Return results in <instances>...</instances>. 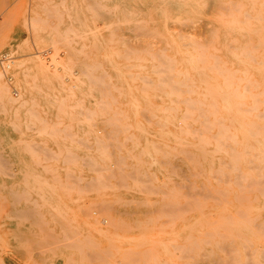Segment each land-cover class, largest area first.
Wrapping results in <instances>:
<instances>
[{
  "label": "rangeland",
  "instance_id": "1",
  "mask_svg": "<svg viewBox=\"0 0 264 264\" xmlns=\"http://www.w3.org/2000/svg\"><path fill=\"white\" fill-rule=\"evenodd\" d=\"M263 1L0 0V264H264ZM225 98L249 115L238 144Z\"/></svg>",
  "mask_w": 264,
  "mask_h": 264
},
{
  "label": "bare ground",
  "instance_id": "2",
  "mask_svg": "<svg viewBox=\"0 0 264 264\" xmlns=\"http://www.w3.org/2000/svg\"><path fill=\"white\" fill-rule=\"evenodd\" d=\"M197 2H198V1H197ZM229 2H230V3H233L232 1H229ZM263 2H264V1H263ZM203 4H204V3H203ZM205 4H206V3H205ZM235 4H236V2L233 3L232 6L235 5ZM239 4H240V3H239ZM239 4H237V6H239ZM262 4H263V3H262ZM262 4H261V7H262V6L264 7V5H262ZM224 7H225V6H224ZM240 7L244 8V6H242V4H240L239 8H240ZM253 7H254V6H253ZM220 8H222V7L220 6ZM226 8H227V7H226ZM228 8H229V6H228ZM232 8H233V7H232ZM114 9H115V8H114ZM223 9H225V8H223ZM234 9H235V8H234ZM229 10H232V9L229 8ZM239 10H241V9H239ZM242 10H243V9H242ZM251 10H252V9H251ZM232 11H233V10H232ZM232 11H230V14H231V15L234 13V11H233V12H232ZM226 12H227V10H226ZM231 12H232V13H231ZM236 12L238 13L239 11L235 10V13H236ZM240 12H241V11H240ZM259 12H262V11H259ZM189 13H190V12H189ZM246 14H248V13L246 12ZM246 14H245L244 16H246ZM249 14H250V13H249ZM257 14H258V13H257ZM134 15H135V14H134ZM224 15H225V14H223V16H224ZM231 15H230V16H231ZM238 15H240V14H238ZM221 16H222V15H221ZM223 16H222V18H223ZM228 16H229V15H228ZM233 16H234V15H232V17H233ZM250 16H251V15H250ZM258 16H260V17H258V18H260V20H263V19H262V15H258ZM235 18H236V16H235ZM251 18H252V19H253V18L255 19V17H252V16H251ZM251 18H247V17H246L245 20H246V19H251ZM256 18H257V16H256ZM221 20H222V19H221ZM143 21H144V20H143ZM145 21H146V20H145ZM235 21H237V20H234L233 23H235ZM231 22H232V21H231ZM239 22L241 23L242 21H239ZM243 22H244V21H243ZM122 23H123V22H122ZM217 32H218V31H217ZM217 37H218V36H217ZM262 38H263V37H262ZM259 39H260V38H258V40H259ZM213 41H214V40H213ZM249 41H250V40H249ZM259 41H261V40H259ZM214 42H215V41H214ZM250 42H251V41H250ZM250 42H248V43H249V44L253 43V42H251V43H250ZM245 43H246V42H245ZM245 43H244V44H245ZM259 43H260V42H258V44H259ZM213 44H214V43H213ZM249 44H248V46H249ZM169 45H170V44H169ZM246 46H247V45H246ZM251 46H252V45H251ZM174 47H175V46H174ZM204 47L206 48L207 45H206V46L203 45V47H201L200 49L202 50V48H204ZM255 47H256V46L254 45L253 48H255ZM257 47H258V46H257ZM196 48H197V47H196ZM205 48H204V50L206 51L207 48H206V49H205ZM215 48H216V47H215ZM226 48H227V47H226ZM234 48H235V47H234ZM244 48H245V47H244ZM246 48H248V47H246ZM253 48H252V50H254ZM175 49H176V47H175L173 50H175ZM198 49H199V48H198ZM198 49H196L197 52H198ZM194 50H195V48H194ZM216 50H217V49H216ZM243 50H244V49H243ZM246 50L248 51V49H246ZM246 50H245V51H246ZM257 50H258V49H257ZM257 50H256V51H257ZM262 50H264V49H262ZM188 51H189V50H188ZM205 51L198 52V55H199V53H200V55H201V54L204 55V52H205ZM207 51H208V50H207ZM254 51H255V50H254ZM254 51H253V53H254ZM190 52H191V51H190ZM243 53H244V52H243ZM243 53H242V54H243ZM245 53H246V52H245ZM249 54H250V53L248 52V55H247V56H249V57L251 56L252 58L255 57L254 55L252 56V55H249ZM194 55H195V54H194ZM260 55H261V53H260ZM192 56H193V55H192ZM201 56H202V55H201ZM201 56H199V57H201ZM215 56L217 57V60H213V65L215 64L214 62H215V61L217 62V61H218V58H219V56H217L216 54H214V56L212 55V57H213L214 59H216ZM245 56H246V54H245ZM196 57H197V56H196ZM202 57H203V56H202ZM204 57H205V56H204ZM210 57H211V56H210ZM251 57H250V60L252 59ZM257 57H258V55H257ZM171 58H172V57H171ZM205 58H206V57H205ZM255 59H256V58H255ZM205 60H206V59H205ZM205 60H204V61H205ZM252 60H254V59H252ZM140 61H141V60H140ZM170 61L172 62V59H171ZM174 61H176L175 57H174V60H173L172 63H174ZM206 61H207V60H206ZM255 61H256V60H255ZM192 62H193V61H192ZM195 62H197V61H195ZM199 62H200V61H199ZM202 62H203V61H202ZM218 62H219V61H218ZM218 62H217L216 64H218ZM260 62H261V60H260ZM262 62H263V61H262ZM172 63L170 64V65H171L170 71H171V70L174 71L173 69H174V67H175V64H172ZM226 63H227V61L224 62V63H222V64H223V65H226ZM258 63H259V62H258ZM36 64H37V63H36ZM192 64H193V63H192ZM259 64H261V63H259ZM263 64H264V62H263ZM172 65H174V67H173ZM209 65H210V64H209ZM214 66H216V65H214ZM217 66H218V65H217ZM137 67H141V65L139 64V66H137ZM142 67H145V66H142ZM203 67H204V66H203ZM262 67H264V66L262 65ZM172 68H173V69H172ZM201 68H202V67H201ZM210 68H212V67H210ZM220 68H221V67L218 66V69H219V70H220ZM226 68H227V66H226ZM213 69H215V68H213ZM227 69H228V68H227ZM227 69H226V70H227ZM186 70H187V69H186ZM216 70H217V69H216ZM219 70H218L219 73H223V72H225L224 69H222V68H221L222 72H221V70H220V71H219ZM228 70H229V69H228ZM228 70H227V71H228ZM233 71H234V70H233ZM236 71H238V70L236 69ZM246 71H247V70H246ZM176 72L180 74L182 71L180 72V69H179V71H176ZM186 72H187V71H186ZM216 72H217V71H216ZM228 72H229V71H228ZM228 72H227V73H228ZM243 72H244V71H243ZM172 73H173V72H172ZM182 73H183V75H184V72H182ZM182 73H181V74H182ZM187 73H188V72H187ZM244 73H245V72H244ZM244 73H243V74H244ZM138 74H139V73H138ZM138 74H136L135 77H136V76L138 77ZM181 74H180V75H181ZM185 74H186V73H185ZM231 75H232V72H231ZM231 75H230V76H231ZM251 75H252V74H251ZM173 76H174V74H173ZM173 76H172V78H171L172 80H173ZM177 76H178V75H177ZM220 76H221V75H220ZM233 76H235V73H234ZM253 76H254V75H253ZM139 77H140V76H139ZM143 77H144V76H143ZM188 77H189V76H188ZM223 77H224V74H223ZM227 77H228V76H227ZM110 78H111V77H110ZM179 78H180V77H179ZM202 78H203V77H202ZM202 78H201V79H202ZM140 79H141V77H140ZM188 79H189V78H188ZM238 79H240V77H238ZM172 80H171V81H172ZM183 80H184V78H182V80L179 81V83H178V81H175V82H174V85H175V84H176V85H175L174 87H173V84L170 83V84H172V85H170V86H172L173 88L179 89L178 87H180V85L178 86V84L183 85V84H184V83H183ZM228 80H229V79L225 78V81H223V82H225V85H226V86H229V85H228L229 83H227ZM240 80H241V79H240ZM247 80H248V82L250 83V77H249V79H247ZM247 80H246V81H247ZM193 81H194V80H193ZM241 81H242V80H241ZM254 81H256V80H254ZM176 82H177L178 84H177ZM188 82H189V81H188ZM232 82H233V81H231V83H232ZM256 82H257V81H256ZM205 83H208V81L205 82ZM252 83H253V82H252ZM185 84H186V86H189V84H188L187 82H185ZM185 84H184V85H185ZM232 84H233V83H232ZM236 84H237V82H236ZM256 84H257V85H255V86H256V88H257L259 82H257ZM190 85H191V84H190ZM128 86H129V85H128ZM210 86H212V84H210ZM213 86H214V85H213ZM230 86L232 87L231 84H230ZM251 86H252V84H251ZM237 87H238V85H237L236 88H235V89H236V91H235L236 93L233 92V93H234L233 95H234L235 97L238 98V94L240 95V93H238V91H237V90H238ZM244 87H245V89H247L246 92H249V91H248V90H249V85L245 84ZM252 87H253V86H252ZM129 88H130V86H129ZM145 88H146V87H144V89H145ZM155 88H156V87H155ZM214 88H215V87H214ZM222 88H223V87H222ZM238 88H239V87H238ZM142 89H143V88H142ZM171 89H172V88L170 87V90H171ZM189 89H190V87L188 88V94H189V96H190V93H189L190 91H189ZM235 89H234V90H235ZM245 89H244V90H245ZM191 90H193V89H191ZM209 90H210V89H209ZM226 90H227V89H226ZM164 91H165V90H164ZM164 91H163V92H164ZM184 91H185V90H184ZM184 91L180 90L179 93L176 94V95H177V96L179 95L178 97H181V93H180V92H184ZM186 91H187V90H186ZM193 91H194V90H193ZM223 91H224V90H223ZM252 91H253V90H252ZM161 92H162V91H161ZM194 92H195V91H194ZM210 92L212 93L213 91H210ZM246 92L241 93V96H240L239 98H244V96H245L244 93H246ZM170 93H171V92H170ZM215 93H216V92H215ZM217 93H218V92H217ZM229 93H230V92H229ZM237 93H238V94H237ZM249 93H250V92H249ZM251 93H252V92H251ZM251 93H250V94H251ZM262 93L264 94V90H262V92H261V91H258L259 96H260V94H262ZM165 94H168V93L165 92ZM174 94H175V93H174ZM203 94H204V93H203ZM220 94H221V93H220ZM236 94H237V95H236ZM120 95H121V94H120ZM137 95H138V94H137ZM171 95H173V92H172ZM215 95H216V94H215ZM221 95H222V94H221ZM251 95L253 96V95H255V94L252 93ZM251 95H250V96H251ZM198 96H199V94H198ZM242 96H243V97H242ZM252 96H251V97H252ZM259 96H258V97H259ZM210 97H211V96H210ZM224 97H225V96H224ZM136 98H137V97H136ZM189 98H190V97H189ZM259 98H260V97H259ZM259 98L255 97V99H254L255 102L252 100L254 105L252 104V106H250V107H252L253 110H254V107H255V109L258 108V104H259L258 102H259V101H256V100L259 99ZM153 99H154V98H153ZM213 99H214V98H213ZM186 100H187V98H186L183 102L185 103ZM188 100H189V99H188ZM188 100H187V102H188ZM192 100L194 101V99H190V100H189L190 103H191V105L188 104L187 102H186V103L188 104L189 107H190V106H191V107L193 106L192 108H194L195 104L192 103V102H193ZM205 100H206V99H205ZM214 100H215V99H214ZM106 101H108V100H106ZM114 101H115V100H114ZM128 101H129V100H128ZM198 101H199V104H202V103H203V101H200V100H198ZM103 102H104V100H103ZM108 102H109V101H108ZM116 102H117V101H116ZM194 102H196V101H194ZM224 102H225L227 105H226L225 107L223 106V108H221L220 110H219V108H218V112H217V113L219 114V116H222V118H224L225 121L228 122V124L226 125V127H225V124H224V125H221V124H220V125H221V129H220V130H222V129H223V130H222V132H221V131H219V132H221V136H222V137H223V136H224V137H230L232 140L234 139V142H236V144H238V143H237L238 141H236L238 135H240V134H245V135L249 136V115L243 113V109H242V105H241V103H240L241 106L237 104L238 107H232V103H233L234 101H233L231 98H225V99H224ZM224 102H222V103H224ZM239 102H240V101H239ZM239 102H238V103H239ZM256 102H257V103H256ZM171 103H172V101H171ZM173 103H174V102H173ZM108 104H109V106H110V103H108ZM204 104H205V103H204ZM243 104H245V102H244ZM255 104H256V106H255ZM263 104H264V103H263ZM208 105L212 106L211 103L208 104ZM245 105H246V104H245ZM139 106H140V105H139ZM239 106H240V107H239ZM71 107H73V106H71ZM110 107L112 108V106H110ZM117 107H118V106H117ZM137 107H138V106H137ZM213 107H214V110L212 111L213 113H212V112H211V113H212V114H217L216 111H215V109H217V108H215V107H216V102L213 103ZM250 107H248V109H244V111H248V110H250ZM173 108H174V107H173ZM173 108L171 107L172 110H173ZM201 108H202V107H201ZM239 108H241V109H239ZM70 109H71V108H70ZM145 109H146V108H145ZM121 110H122V109H121ZM137 110H138V109H137ZM177 110H178V109H177ZM256 110H257V109H256ZM107 111H108V110H107ZM125 111H126V110H125ZM125 111H124V112H125ZM147 111H150V110H147V109H146V113H148ZM178 111H180V110H178ZM191 111H192V110H191ZM191 111H190V110H187V107H186L185 112H182V113L180 112V113H181L182 115H187V116L189 117V115L192 116L193 111H192V112H191ZM205 111H206V109H205ZM207 111H208V109H207ZM214 111H215V112H214ZM95 112H96V109H95ZM115 112H116V111H115ZM115 112H114V113H115ZM137 112H138V111H137ZM200 112H202V114H203V112H204L203 108H202V110H201ZM248 112H249V111H248ZM77 113H78V112H77ZM116 113H117V112H116ZM116 113H115L114 115H116ZM122 113H123V112H122ZM122 113L119 112L118 114L122 115ZM187 113H188V114H187ZM261 113H263V112H261ZM261 113H259V118H260V116L262 115ZM70 114H71V113H70ZM92 114H93V113H92ZM95 114H96V113H95ZM141 114H142V113H141ZM202 114L199 113V115L203 116L204 114H203V115H202ZM260 114H261V115H260ZM106 115H107V114H106ZM114 115H113V116H114ZM149 115L152 116V115H155V114L151 113V111H150V112H149ZM199 115H198V116H199ZM256 115H258V114H255V116H256ZM263 115H264V113H263ZM126 116H127V115H126ZM187 116H186V117H187ZM205 116H206V115H205ZM145 117H146L147 119H149V118H148L149 116L147 117V116L145 115ZM183 117H184V116H183ZM188 117H187V118H188ZM214 117H215V116H214ZM263 117H264V116H263ZM263 117H262V119H263ZM113 118H114V117H113ZM119 118H120V117H119ZM199 118H200V117H199ZM204 118H205V119H203L202 122L205 120V122H204L205 125L208 124V123H209V124H212V127L215 125V124H214L215 122L213 121L214 123H212V120H211L210 122H208V120H209L208 117H204ZM215 118H216V117H215ZM219 118H220V117H219ZM183 119H184V118H183ZM117 120H119V119L117 118L116 121H115L114 123H116ZM149 120H150V119H149ZM206 120H207V121H206ZM214 120H215V119H214ZM218 120H219V119H218ZM112 121H114V120L112 119L111 122H112ZM167 121H168V120H167ZM118 122H119V121H118ZM118 122H117V123H118ZM159 122H160V121H159ZM183 122H184V121H183ZM194 122H195V120H194ZM222 122H223V121H222ZM219 123H220V122H218V124H219ZM254 123H255V122H254ZM209 124H208V125H209ZM252 125H253V122H251V126H252ZM254 125H256V124H254ZM257 126L259 127L260 125L257 124L256 127H257ZM208 127H209V126H208ZM258 127H257L256 131H254V135H257V134L259 133V131L262 130V129L259 130ZM260 127H261V126H260ZM123 128H125V126H124ZM251 128H252V127H251ZM253 128H254V126H253ZM262 128L264 129V127H262ZM187 129H188V128H187ZM210 129H213V128H211V126H210ZM126 130H127V129H126ZM185 130H186V129H185ZM185 130H184V129L182 130V128H181V131L184 132ZM188 130H189V129H188ZM199 130H200V129H199ZM218 130H219V127H218ZM257 130H258V133H257ZM205 131H206V130H205ZM193 132H195V131H193ZM193 132H192V133H193ZM202 132H203V129H202ZM219 132H218L216 135H215V134H214V135H215L216 137H218V136L220 135ZM186 133H189V132L186 131ZM251 133H252V135H253V131H251ZM260 133H261V132H260ZM195 134H196V133H195ZM195 134H194V135H195ZM162 135H166V133H163ZM162 135H161V136H162ZM194 135H193V136H194ZM167 136H168V135H167ZM200 137H201V135H200ZM219 137H220V136H219ZM222 137H221V138H222ZM204 138H205V136L201 137V138L199 139V141L201 140V142H202V139H204ZM213 138H214V137H213ZM221 138H220V140H221ZM137 139H138V138H137ZM137 139H136V140H137ZM206 139H209V138H206ZM226 139H227V138H226ZM242 139H243V138H242ZM246 139H249V138H246ZM263 139H264V138H263ZM223 140H224V142L227 143V141H226L225 139H223ZM206 141H207V140H206ZM206 141H205V142H206ZM221 141H222V140H221ZM221 141H220V142H221ZM205 142H204V143H205ZM220 142H219V143H220ZM208 143H209V142H208ZM154 144H155V143H154ZM222 144H223V141H222ZM222 144H221V145H222ZM229 144H230V143H229ZM229 144H228V145H229ZM206 145H207V144H206ZM208 145H209V144H208ZM216 145H218V143H217ZM231 145H232V144H231ZM244 145H245V144H244ZM226 146H227V145L225 144V147H226ZM229 146H230V145H229ZM230 147H231V146H230ZM233 147H234V146H233ZM242 147H243V146H242ZM242 147H241V148H242ZM247 147L250 148L251 145L249 146V143H247ZM142 148H143V147H142ZM154 148H155V147H154ZM217 148H218L219 150H221L222 147L219 148V147L217 146ZM241 148H240V149H241ZM143 149H144V148H143ZM158 149H159V147H158ZM174 149L176 150V148H174ZM202 149H203V147H202ZM232 149H233V148H232ZM244 149H245V150H244ZM156 150H157V149H156ZM160 150H161V149H160ZM215 150H216V149H215ZM243 150H244V151H243ZM161 151H162V150H161ZM237 151H238V150H237ZM237 151H236V149H235L234 151L232 150V151L230 152V155H231L230 157H232V156L235 155V157H233V163L235 164V166H236V165H239L240 162L243 161V160L245 159V155H247L246 152H249L248 150L246 151V146H245V148L241 149L240 151H238V152H237ZM258 151H259V150H258ZM143 152H144V150H143ZM157 152H158V150H157ZM184 152H185V151H184ZM225 152L227 153V151H225ZM232 152H233L234 155L232 154ZM168 153H169V152H168ZM249 153H250V152H249ZM262 153H263V152H262ZM169 154H170V153H169ZM224 154H225V153H224ZM236 154H237V155H236ZM140 155H141V154H140ZM140 155H139V156H140ZM165 155H168V154H165ZM190 155L192 156V154H190ZM195 155H196V154H195ZM195 155H194V156H195ZM249 155H250V154H249ZM139 156H138V157H139ZM187 156L189 157L188 154H187ZM191 156H190V157H191ZM198 156H199V155H198ZM255 156H257V154H255ZM221 157H222V156H221ZM188 159H189V158H188ZM231 159H232V158H231ZM231 159H230V160H231ZM263 159H264V158H263ZM263 159H262V157H261V162H263V161H262ZM231 162H232V161H231ZM259 162H260V160H259ZM228 164H229V166H231V163H228ZM258 165H260V164H258ZM255 167H256V166H255ZM231 168H232V166H231ZM235 168H236L237 170L239 169V168H237V167H235ZM235 168L233 167V169H235ZM236 169H235V170H236ZM259 169H260V168H259ZM261 170H262V168H261ZM261 170H260L261 173L258 171V174H259V175L261 174L262 177H263L264 175L262 174V171H261ZM216 171L219 172L218 169H217ZM220 171H223V170L220 169ZM239 171H241V170H239ZM217 172H216V173H217ZM199 173H200V172H199ZM211 173H212V172H211ZM240 173H241V172H239V174H240ZM247 173H248V172H247ZM247 173L244 174V175H239V174H238V176H242V177L239 178L238 176H236L235 178L239 179V180H237L236 183L238 184V181L241 182V180H242V184H243V179H244L243 177L246 175L245 177L248 178V177H247ZM200 174H201V173H200ZM225 175L227 176V172H226ZM236 175H237V174H236ZM261 175H260V176H261ZM214 176H216V175H214ZM219 176H220V175H219ZM221 176H222V175H221ZM219 178H220V177H219ZM221 178H222V177H221ZM221 178H220V179H221ZM227 178H228V176H227ZM227 178H226V179H227ZM246 178H245V179H246ZM250 178H251L250 181L252 180V182H251L252 185H253L254 183H256V181H257L258 179H259V181H258L259 184L261 183V182H260V178H258L257 180H256V178L253 179V177H251V176H250ZM215 179H216V178H215ZM226 179H225V180H226ZM228 179H230V177H229ZM262 179H263V178H262ZM217 180L219 181L218 178H217ZM221 180H222V179H221ZM253 180H256V181L254 182ZM228 181H230V180H228ZM235 181H236V180H235ZM261 181H262V180H261ZM208 182H209V181H208ZM226 182H227V181H224V183H226ZM233 182H234V181H233ZM240 182H239V185L241 186L242 184H240ZM258 182H257V184H258ZM217 183H218V182H217ZM202 184H203V183H202ZM249 184H250V183H248L247 185L250 187L251 184H250V185H249ZM257 184H255V185H257ZM259 184L256 186V189L254 188V190H257V188L259 189L258 186H260V187H262L263 191L260 190V189H259V190L261 191V193L263 192V195H264V187L261 186V185L263 184V182H262V184H260V185H259ZM191 185H192V183H191ZM193 185H194V184H193ZM193 185H192V186H193ZM203 185H204V184H203ZM239 185H238V186H239ZM247 185H246V186H247ZM263 185H264V184H263ZM228 186H230L229 183H228ZM240 186H239L240 190L245 189V187H244L243 185H242L241 187H240ZM202 187H206V186L204 185V186H202ZM252 187H253V186H252ZM252 187H250L249 190H252ZM197 188H198V187H197ZM197 188H194V189H197ZM226 189H227V188H226ZM192 190H193V189H192ZM223 190H224V188H223ZM223 190H222V191H223ZM227 190H228V189H227ZM227 190H226V191H227ZM245 190L247 191V189H245ZM249 190H248V191H249ZM226 191H223V193H225ZM198 193H199V192H198ZM226 193H227V192H226ZM226 193H225V194H222V196H223V195L225 196ZM191 194H192V193H191ZM228 194H229V193H228ZM192 195H194V194H192ZM192 195H191V196H192ZM224 196H223V199L225 198ZM175 197H176V196H175ZM194 197H195V196H194ZM194 197H193V200H194ZM226 197H227V196H226ZM243 197H244V196H243ZM243 197H242V195H241V198H239V199L244 200V199H246L247 196H246L244 199H243ZM184 198H185V196H184ZM188 198H189V197H187V199H188ZM185 199H186V198H185ZM187 199H186V201L189 200V199H188V200H187ZM196 199H199V198H195V200H196ZM237 199H238V198H237ZM193 200H191L192 203H193ZM255 200H256V198H255ZM186 201H185V204H187V205H188V204H191V202H190V203H189V202L186 203ZM198 201H199V200L196 201V204H195V201H194L195 206H197L198 203H201V202H198ZM226 201L228 202V199H227ZM248 201H249V200H248ZM229 202H230V201H229ZM13 203H14V202H13ZM173 203H174V202H173ZM175 203H176V202H175ZM175 203H174V205H176ZM217 203H219V202H217ZM219 204H220V203H219ZM0 205H1V204H0ZM178 205H179V204H178ZM192 205H193V204H192ZM198 208H200V207H198ZM200 210L202 211L201 208H200ZM246 210H247V209H246ZM243 212H244V211H243ZM243 212H242V214H243V217H244V213H245L246 211H245L244 213H243ZM24 213H25V212H24ZM28 213H29V212H28ZM201 213H202V212H201ZM184 214H185V213H184ZM214 214H215V213H214ZM182 215H183V214H182ZM9 216H10V215H9ZM215 216H216V215H215ZM220 218H222V217H220ZM257 218H258V217H257ZM227 219H228V218H227ZM224 220H225V219H224ZM226 221H227V220H226ZM228 221H229V220H228ZM228 221H227L226 223H228ZM229 223H230V221H229ZM250 223H251V222H250ZM0 224H1V223H0ZM198 224H199V223H198ZM198 224L196 223V225H198ZM209 224H211V223H209ZM256 224H257V223H256ZM256 224H255V225H256ZM0 226H1V225H0ZM259 226H260V225H259ZM263 226H264V224H262V228H263ZM186 228H187V227H186ZM190 229H191V228H190ZM257 229H258V228H257ZM191 230H192V229H191ZM263 230H264V229H263ZM263 230H262V232H261L262 234H263V232H264ZM212 231H213V230H212ZM203 233H204V232H203ZM205 233H206V232H205ZM259 233H260V231H259ZM206 234H207V233H206ZM213 234H214V233H213ZM262 234H261V235H262ZM156 235H157V234H156ZM191 236H192V235H191ZM198 236H199V235H198ZM223 236H224V235H223ZM263 236H264V234H263ZM221 237H222V236H221ZM225 237H226V236H225ZM227 237H228V236H227ZM228 238H229V237H228ZM187 239H188V237H187ZM223 239H225V238H223ZM226 239H227V238H226ZM145 241H146V240H145ZM204 241H205V239H204ZM208 241H209V239H208ZM208 241H207V242H208ZM191 243H192V242H191ZM244 244H245V243H244ZM181 245H182V244H181ZM193 246H194V245H193ZM250 247H251V246H250ZM175 248H176V247H175ZM175 248H174V250H176ZM245 248H246V247H245ZM191 249H192V248H191ZM147 250H149V249L146 248V251H147ZM166 250H167V249H166ZM262 250H263V249H262ZM146 251H145V254H146ZM191 251H194V249L191 250ZM191 251H190V252H191ZM253 251H255V250H253ZM149 252H151V249H150L149 251H147V253H149ZM237 252H238V249H237ZM0 253H1V252H0ZM138 253L140 254L141 252L138 251ZM255 253H256V252H255ZM139 254H138V255H139ZM143 254H144V252H143ZM149 254L151 255V253H149ZM152 254L155 255L154 253H152ZM197 254H198V253H197ZM199 254H200V253H199ZM248 255L250 256L249 253H248ZM140 256H141V254H140ZM140 256H139V257H140ZM249 256H248V258H250ZM141 257L144 258L143 256H141ZM192 257H194V256L192 255ZM202 257H203V256H202ZM246 257H247V256H246ZM145 258L147 259V257H145ZM153 258L156 259L155 257H153ZM151 259H152V258H151ZM237 259H238V258H237ZM250 259H251V258H250ZM144 260H145V259H143V262H144ZM138 261H139V260H138ZM147 261H148V260H147ZM226 261H227V259H226ZM244 261H245V260H244ZM155 262H156V261H155ZM165 262H166V261H165ZM239 262H241V261H239ZM252 262H253V261H252ZM227 263L229 264L228 261H227ZM247 263L250 264L249 262H247ZM247 263H246V264H247ZM255 263H256V262H255ZM148 264H149V263H148ZM164 264H165V263H164ZM167 264H168V263H167ZM225 264H226V263H225ZM241 264H242V263H241ZM243 264H244V263H243ZM259 264H260V263H259ZM261 264H262V263H261Z\"/></svg>",
  "mask_w": 264,
  "mask_h": 264
}]
</instances>
